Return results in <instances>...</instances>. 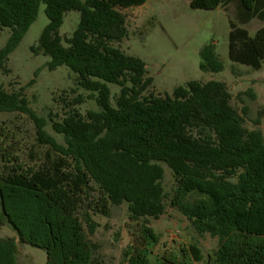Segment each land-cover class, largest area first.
Wrapping results in <instances>:
<instances>
[{"label":"trees","instance_id":"1","mask_svg":"<svg viewBox=\"0 0 264 264\" xmlns=\"http://www.w3.org/2000/svg\"><path fill=\"white\" fill-rule=\"evenodd\" d=\"M148 1L0 0V29L10 31L0 50V73H10L9 57L44 5L49 23L34 54L50 59V72L71 70L77 88L99 109L82 113L83 97H66L63 114L46 120L31 108L26 88L8 91L0 85V114L28 116L37 126V143L47 149L27 164L15 137L0 125V226L17 234V240L0 238V264H20L18 245L44 251L46 264H103L92 241L100 227L94 217L110 218L112 208L123 205L132 240L123 264H148L161 244L151 221L167 209L164 166L176 183L171 206L197 235L218 241L208 264H264V136L245 128L224 83L191 81L172 96H155L146 64L120 47L129 38L122 10ZM231 3L238 14L229 21V60L260 71L264 27L251 37L244 26L264 22V0H190L189 7L214 11ZM71 12L80 21L68 38L60 29ZM199 55L202 72H223L214 46ZM109 86L119 93L113 95ZM48 125L62 142L47 133ZM190 194L205 201L184 209ZM203 259L197 241L162 256L165 264Z\"/></svg>","mask_w":264,"mask_h":264},{"label":"rangeland","instance_id":"2","mask_svg":"<svg viewBox=\"0 0 264 264\" xmlns=\"http://www.w3.org/2000/svg\"><path fill=\"white\" fill-rule=\"evenodd\" d=\"M190 0H149L144 6L122 10L126 16L129 38L120 46L130 56L143 61L153 79L152 91L157 97L172 96L173 91L188 82L217 81L224 83L232 96L231 105L244 118L248 131H260L264 136V65L260 71L233 64L228 56L230 25L236 21L238 8L231 3L225 9L214 11L193 10ZM80 15L68 13L60 29V35L70 38L77 29ZM49 21L45 6L41 5L36 22L30 27L19 47L9 57V74L0 73V85L8 91L26 88L31 108L38 117L48 120L49 115L63 114L62 99L81 95L85 100L79 107L82 113L98 111L90 94L76 86V76L66 67L50 72V59L36 56L32 50ZM264 27V22L254 20L244 28L254 37ZM10 37L9 30L0 29V50ZM214 46L224 66L219 74L204 73L200 70V51ZM113 95L120 88L109 86ZM72 90L77 93L72 94ZM245 110V112H244ZM0 125L15 137L21 150L20 155L27 164H33L43 157L47 149L37 143V126L28 116L22 114H0ZM49 135L59 142L50 125ZM164 190L168 196L166 214L159 220H152L153 229L160 235L161 244L149 255L148 264H165V251L178 252L182 245L197 241L204 259L199 264H208L218 248V241L209 235L199 236L191 222L178 208L171 206L176 183L167 166H164ZM205 198L190 194L184 201V209H192ZM127 206L114 207L110 218L94 217L99 229L92 241L99 246L98 256L103 264H123V252L131 244V228L127 218ZM0 238L16 239L17 234L9 225L0 226ZM166 245V247H164ZM17 260L20 264H46L47 256L42 250L31 246L18 245Z\"/></svg>","mask_w":264,"mask_h":264},{"label":"crops","instance_id":"3","mask_svg":"<svg viewBox=\"0 0 264 264\" xmlns=\"http://www.w3.org/2000/svg\"><path fill=\"white\" fill-rule=\"evenodd\" d=\"M144 6V5H143Z\"/></svg>","mask_w":264,"mask_h":264}]
</instances>
